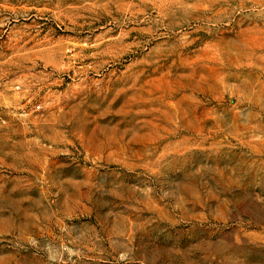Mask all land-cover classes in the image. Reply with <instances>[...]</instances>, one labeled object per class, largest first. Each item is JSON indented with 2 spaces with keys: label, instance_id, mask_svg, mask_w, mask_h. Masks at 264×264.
<instances>
[{
  "label": "rangeland",
  "instance_id": "obj_1",
  "mask_svg": "<svg viewBox=\"0 0 264 264\" xmlns=\"http://www.w3.org/2000/svg\"><path fill=\"white\" fill-rule=\"evenodd\" d=\"M0 264H264V0H0Z\"/></svg>",
  "mask_w": 264,
  "mask_h": 264
}]
</instances>
